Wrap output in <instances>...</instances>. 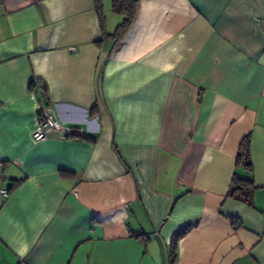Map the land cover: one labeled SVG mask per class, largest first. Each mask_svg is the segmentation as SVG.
Masks as SVG:
<instances>
[{
    "label": "crops",
    "instance_id": "crops-1",
    "mask_svg": "<svg viewBox=\"0 0 264 264\" xmlns=\"http://www.w3.org/2000/svg\"><path fill=\"white\" fill-rule=\"evenodd\" d=\"M100 1L0 0V264H264V0Z\"/></svg>",
    "mask_w": 264,
    "mask_h": 264
},
{
    "label": "trees",
    "instance_id": "trees-1",
    "mask_svg": "<svg viewBox=\"0 0 264 264\" xmlns=\"http://www.w3.org/2000/svg\"><path fill=\"white\" fill-rule=\"evenodd\" d=\"M136 2L137 0H113L112 2L113 10L121 14L123 16V19L117 25L114 32L107 35H111L113 37L119 38L121 35H123L126 32V30L129 28L134 18ZM94 4L97 13L99 15L101 26L104 27L102 2L100 0H94ZM32 84L33 81L31 82V88H32ZM236 165L244 167L245 169H247L248 172H251L252 170V163L250 157V135L244 136L239 143V149L236 156ZM16 184H17L16 182L12 183L9 190H11ZM255 189L256 186L253 184L252 177L249 176L241 177L237 175V173H235L232 178L231 185L228 189V195L237 199H242L250 202L251 195ZM188 227L189 225L175 231L173 235L174 238L176 239L179 236H181L188 229Z\"/></svg>",
    "mask_w": 264,
    "mask_h": 264
},
{
    "label": "built area",
    "instance_id": "built-area-1",
    "mask_svg": "<svg viewBox=\"0 0 264 264\" xmlns=\"http://www.w3.org/2000/svg\"><path fill=\"white\" fill-rule=\"evenodd\" d=\"M32 90L37 95V121L31 131L33 140L39 142L47 138L51 132H56L61 138H67L81 129L58 121L49 106L47 95L41 82L33 80ZM7 190L0 188V197L6 196Z\"/></svg>",
    "mask_w": 264,
    "mask_h": 264
},
{
    "label": "rangeland",
    "instance_id": "rangeland-1",
    "mask_svg": "<svg viewBox=\"0 0 264 264\" xmlns=\"http://www.w3.org/2000/svg\"><path fill=\"white\" fill-rule=\"evenodd\" d=\"M111 12H112L111 14H113V15H115V16H119L118 14L114 13L113 11H111ZM105 14H107V11H106Z\"/></svg>",
    "mask_w": 264,
    "mask_h": 264
}]
</instances>
